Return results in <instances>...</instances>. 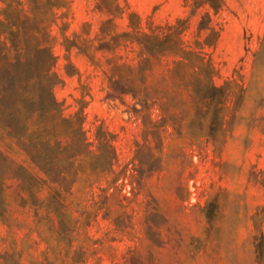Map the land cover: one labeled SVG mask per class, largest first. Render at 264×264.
I'll use <instances>...</instances> for the list:
<instances>
[{
  "label": "rangeland",
  "instance_id": "obj_1",
  "mask_svg": "<svg viewBox=\"0 0 264 264\" xmlns=\"http://www.w3.org/2000/svg\"><path fill=\"white\" fill-rule=\"evenodd\" d=\"M66 1L64 17L51 26L53 70L61 79L53 93L65 116L81 113L93 151L95 135H108L116 155L113 175L93 183L80 179L72 187L66 199L67 216L75 221L70 246L18 207L11 188L0 219V254L18 264H257L253 217L264 206V0H223L217 13L203 7L193 14L191 0H118L141 18L145 31L148 24L156 32L184 19L182 38L193 47L205 36L197 33L199 16L209 11L218 38L201 53L214 69L213 83L227 95L222 125L211 128L195 111L194 69L170 74L172 57H161L148 71L143 109L142 89L135 98L112 90L126 72L120 65H136L138 47L127 42L96 50L99 27L110 17L99 10L102 1ZM114 21L116 32L127 29L126 14ZM63 36L80 48L66 49ZM144 113L149 129L157 126V139L146 135ZM111 178L115 184L103 193Z\"/></svg>",
  "mask_w": 264,
  "mask_h": 264
},
{
  "label": "trees",
  "instance_id": "obj_2",
  "mask_svg": "<svg viewBox=\"0 0 264 264\" xmlns=\"http://www.w3.org/2000/svg\"><path fill=\"white\" fill-rule=\"evenodd\" d=\"M101 1L99 10L110 17L99 27L95 49L112 51L127 42L138 47L136 65H120L126 72L112 82V90L135 98L142 89L139 102L143 109L148 100V71L161 57H172L170 74L183 66L194 69L190 92L196 113L209 118L210 128L220 127L226 91L213 83L214 69L201 53L203 47L214 46L218 38V31L210 25L209 11L199 16L197 33L205 32V36L193 47L182 38L184 19L176 20L174 25L157 27L156 32L148 24L145 31L141 18L118 0ZM191 1L192 14L203 7L214 13L224 7L223 0ZM62 9H67L66 0H0V219L7 213L8 193L12 188L16 205L30 210L36 223L44 222L57 239L70 246L75 221L67 216L66 199L72 187L80 179L93 183L113 175L116 155L104 133L95 135L93 151L83 129L81 113L65 116L54 96L53 87L61 79L53 70L56 57L51 26L64 17ZM125 14L127 29L116 32L114 19ZM74 38L63 36L66 49L79 47ZM159 109L162 112L161 106ZM143 119L146 135L157 139V126L153 123L149 129L152 123L146 113ZM115 181L107 180V187L101 191L106 192ZM262 183L264 186V179ZM253 219L257 229L255 258L257 264H264V231L259 229L264 221V206ZM0 264L18 263L12 255L0 254Z\"/></svg>",
  "mask_w": 264,
  "mask_h": 264
}]
</instances>
